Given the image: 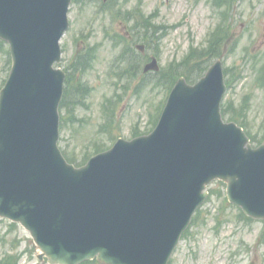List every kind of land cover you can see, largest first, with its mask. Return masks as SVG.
<instances>
[{
  "label": "water",
  "instance_id": "95a60500",
  "mask_svg": "<svg viewBox=\"0 0 264 264\" xmlns=\"http://www.w3.org/2000/svg\"><path fill=\"white\" fill-rule=\"evenodd\" d=\"M71 0H0V36L13 66L0 92V216L22 223L51 264L98 257L105 264H167L204 188L220 178L227 195L264 219V144L224 123L217 61L195 85L181 78L156 129L120 139L87 165L57 147L65 74L59 40ZM159 70L157 60L145 71Z\"/></svg>",
  "mask_w": 264,
  "mask_h": 264
},
{
  "label": "rangeland",
  "instance_id": "374dc122",
  "mask_svg": "<svg viewBox=\"0 0 264 264\" xmlns=\"http://www.w3.org/2000/svg\"><path fill=\"white\" fill-rule=\"evenodd\" d=\"M69 16L61 65L71 66L72 88L60 144L79 159L95 142L105 147L117 137L151 130L171 83L190 73L199 80L217 58L230 72L225 100L233 115L264 135V58L257 61L254 50L256 41L264 42V0H73ZM211 38L217 43L213 54L211 48L201 50ZM138 44L145 45L143 53ZM153 57L160 71L144 74ZM8 58L0 54V89L11 66ZM191 64L198 68L189 69ZM102 126L105 131L99 132ZM210 186L215 194L204 207L205 217L170 264H264V235L258 243L264 222L242 218L239 207L224 199L226 186L218 181ZM33 245L21 225L0 219L1 262L36 264Z\"/></svg>",
  "mask_w": 264,
  "mask_h": 264
},
{
  "label": "trees",
  "instance_id": "16d2710c",
  "mask_svg": "<svg viewBox=\"0 0 264 264\" xmlns=\"http://www.w3.org/2000/svg\"><path fill=\"white\" fill-rule=\"evenodd\" d=\"M144 29V28H143ZM4 47V43L0 40V49H2ZM214 47L215 46H212L211 47V53H212V51H213V49H214ZM196 51H194V53H195ZM202 53H206V52H202ZM191 56H195V54H192ZM192 59V58H191ZM191 59L189 60V61H191ZM188 61V62H189ZM189 68L190 69H193V70H196V68H198L197 67V65H195V64H193V65H190L189 66ZM195 68V69H194ZM191 75H188L187 76V79H188V81H193V80H195L194 79V77H193V75H192V73H190ZM158 82H159V80H157ZM171 84H174V83H171ZM171 87H169V88H167V90H169ZM223 114H224V116H230V118H231V120H236L237 121V118H235L234 116H233V113L232 112H230V110H228V109H225L224 110V112H223ZM253 139L254 140H257L258 142H261V141H264V137H262V138H258L257 136H255V137H253Z\"/></svg>",
  "mask_w": 264,
  "mask_h": 264
}]
</instances>
